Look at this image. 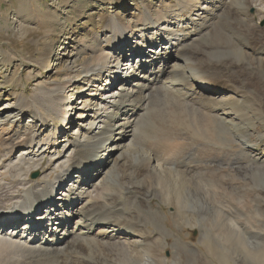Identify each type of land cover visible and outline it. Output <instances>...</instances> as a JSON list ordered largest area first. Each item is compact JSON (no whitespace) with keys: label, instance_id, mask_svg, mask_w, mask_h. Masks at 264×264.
Listing matches in <instances>:
<instances>
[{"label":"bare ground","instance_id":"bare-ground-1","mask_svg":"<svg viewBox=\"0 0 264 264\" xmlns=\"http://www.w3.org/2000/svg\"><path fill=\"white\" fill-rule=\"evenodd\" d=\"M223 1L211 5V10L222 6L225 16H215L220 18L210 31L208 49L195 48L193 38L181 42L179 32L173 36L167 25L155 21L151 7L139 14V30L128 33L120 17L98 25L108 36L91 39V53L80 64L85 77L78 83L87 87L105 74L106 82L120 77L95 102L98 112L105 113L102 119L96 123L87 117L82 122L72 147L65 145L52 162L59 173L46 176L44 183L30 181L31 168H25L29 164L23 155L12 161L0 149V264H203L207 257L202 251L180 239L171 258L164 256L168 232L150 200L156 197L171 208L176 227L194 226L200 206L212 202L216 167L234 176L232 191L256 192L264 203V87L258 78L264 76V28L248 15L252 8L258 11L256 1L264 0H244L243 5ZM115 2L124 6L125 0ZM189 2L183 0L193 6ZM207 8L193 21L196 30L206 27ZM145 27L164 32L159 39L169 43L164 40L144 53L132 41ZM133 56H138L135 65L134 58L129 63ZM54 92L36 100L48 115H58L64 106ZM154 94L173 118L174 129L146 133L142 143L140 127L152 126L147 108ZM89 101L82 107H89ZM14 110L6 120L18 123L28 111L23 105ZM38 119L33 116L31 123ZM258 126L263 132L253 142L251 130L258 132ZM5 140L0 138V148ZM188 142L201 148L190 154ZM232 143L242 149L231 150ZM203 219L210 227L200 230L201 240L209 245L212 236L218 238L217 250L207 248L217 264H236L232 256L237 264L248 259L264 264V248L251 253L240 233L226 227L223 219L210 213Z\"/></svg>","mask_w":264,"mask_h":264},{"label":"rangeland","instance_id":"rangeland-1","mask_svg":"<svg viewBox=\"0 0 264 264\" xmlns=\"http://www.w3.org/2000/svg\"><path fill=\"white\" fill-rule=\"evenodd\" d=\"M189 1L193 6L189 5ZM235 1L242 5L244 3V0ZM185 2L189 4H184L183 0H125L124 6H119L115 0H0V124H2L0 138L6 139L0 149L3 153H8L12 161L20 155L25 157L29 166L24 165V167L31 168L27 172L30 181L44 183L46 176L50 178L59 173L52 162L56 161L59 155L61 156L65 145L72 147L71 142L75 140V131L78 127L87 117L98 123L103 117L101 114H105L98 112L100 107L96 106L95 102L100 101L99 94L103 93L106 87L110 88L111 84L120 77H111L106 82L108 75L105 74L96 83L88 84L87 87L86 84L78 83L85 77L80 64L91 53L89 46L93 45V36L100 35L101 41L108 36L103 28H97L98 25L120 17L123 24L128 27V33L139 30L142 28L138 21L139 14L141 12L144 14V9L151 7L155 21L163 23L162 27L167 25V29L173 31V36L176 31L179 32L176 37L181 42L193 38L196 41L195 48L203 46L204 48L207 46L206 49L211 48L212 32L210 31H213L216 20L220 18L215 16L217 14V16H225V11L220 10L222 6L211 10V5L220 6L224 1L218 0L214 3L212 0H185ZM226 2L230 3V0ZM256 4L258 11L252 8L248 15L255 19L260 28H264V1L262 5L257 1ZM185 5H188V8ZM204 6L208 7L205 10L208 17L206 27L200 31L193 28L192 23L198 21ZM260 12L262 15H259ZM172 15H176L175 18L171 19ZM161 19L163 21H159ZM174 22L177 24L175 25ZM217 27L219 28L218 25ZM145 28L146 32L139 33L132 41L133 44L141 47L144 53L153 49L152 47L160 46L166 40L159 39L164 32L155 33L148 30L151 27ZM166 42L168 44L169 40ZM101 45L100 43V48ZM143 45L145 47L142 48ZM105 53L110 52L107 50ZM134 56L129 63H133L134 58L135 65L138 56ZM72 62H76L75 67ZM246 64L247 62L244 65L248 66ZM258 78L261 86L264 87V76L261 74ZM193 83L197 85L194 80ZM89 86L91 87L87 91ZM52 91H56L54 93L58 95L59 103L64 105L58 115L53 112L48 115L43 109V103L36 101L38 97H45ZM87 100H90L89 107H82V103ZM67 104L70 106L68 109H66ZM20 105L24 106V110H28L20 122L17 123L14 119L6 120L7 116L15 114L14 109L19 108ZM147 114L152 126L141 125L142 143L147 137L146 133L153 134L158 129L161 133L163 131L168 134L174 129L173 118L163 111L158 94L152 95L148 100ZM35 115L40 121L34 120L31 123ZM257 129L258 132L251 130L253 142L263 132L259 126ZM137 134L139 135V131ZM194 143L188 142L186 146L190 154L201 148L196 147ZM242 146L240 143H232L231 150L240 151ZM35 161L37 164L34 165ZM213 171L212 202L209 204L208 201L200 206L197 223L194 226L176 227L171 216V208L162 204L156 197L151 198V206L158 213L160 224L168 232L167 245L163 252L167 259L171 258L173 246L180 239L189 247L202 251L207 257V262L203 264H217L214 258L207 254V248H212V252L217 250V245L214 243L218 242V238L212 236L208 245V241L201 240L200 234L203 227H210L203 219L209 213L217 215L221 221L223 219L226 227L237 230L245 240L249 252L253 253V250L264 248V203L256 197V192L232 191L230 187H234L236 179L235 182L232 181L234 176L228 175L220 167H216ZM120 176L121 173L118 172L116 177ZM1 181H3L2 172L0 183ZM71 184L68 182V185ZM242 184L243 182H239V185ZM260 191L261 187H258L257 192ZM183 259L187 261L185 255ZM232 259L237 264L238 260L234 256ZM245 264L258 263L248 259Z\"/></svg>","mask_w":264,"mask_h":264}]
</instances>
